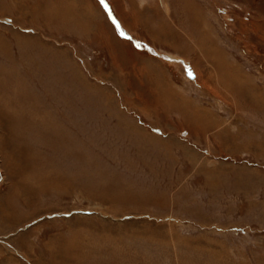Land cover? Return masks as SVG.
<instances>
[{"label":"rangeland","instance_id":"1","mask_svg":"<svg viewBox=\"0 0 264 264\" xmlns=\"http://www.w3.org/2000/svg\"><path fill=\"white\" fill-rule=\"evenodd\" d=\"M0 264H264V0H0Z\"/></svg>","mask_w":264,"mask_h":264}]
</instances>
